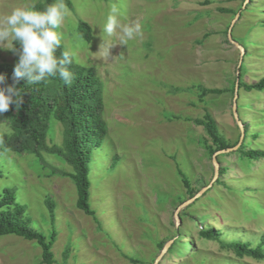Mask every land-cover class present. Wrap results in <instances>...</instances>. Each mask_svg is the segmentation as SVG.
Instances as JSON below:
<instances>
[{"label": "rangeland", "instance_id": "rangeland-1", "mask_svg": "<svg viewBox=\"0 0 264 264\" xmlns=\"http://www.w3.org/2000/svg\"><path fill=\"white\" fill-rule=\"evenodd\" d=\"M45 1L0 0V18L16 6ZM245 2L64 0L69 14L58 29L64 48L103 82L108 134L90 163V205L100 225L77 208L74 182L53 173L72 170L61 157L43 153L40 161L10 150L0 155V197L5 190L13 192L31 227L46 238L56 230L53 253L58 263L264 264V259L239 258L199 235L202 225H211L223 229L227 239H260L264 158L249 160L237 151L221 154L217 160L226 170H219L214 180L208 148L213 142L204 127L186 120L209 112L230 144L241 138L233 113L241 57L243 85L264 78V0ZM112 5L119 8L122 23L141 25L142 37L120 45L100 30ZM237 14L232 35L245 56L228 37ZM80 20L91 26L90 43L78 30ZM102 39L116 44L110 55L100 46ZM0 55L5 63L18 60L7 49L0 48ZM199 87L226 92L206 94L202 100ZM237 103L239 119L248 125L247 150H264V91L239 89ZM63 131L51 119L47 143L62 147ZM10 132L8 119L0 115V140ZM254 133L259 137H251ZM179 171L196 195L212 183L185 214L187 206L178 209L189 194ZM48 200L55 203L53 212ZM171 240L177 243L161 256L158 242ZM41 252L34 241L0 237V264H41Z\"/></svg>", "mask_w": 264, "mask_h": 264}, {"label": "trees", "instance_id": "trees-1", "mask_svg": "<svg viewBox=\"0 0 264 264\" xmlns=\"http://www.w3.org/2000/svg\"><path fill=\"white\" fill-rule=\"evenodd\" d=\"M52 2L53 0H46L45 3L36 7L42 10ZM66 3L71 6L68 1ZM78 30L82 38L90 43L92 40L91 26L80 20ZM64 50L62 43V46L57 49V55H60ZM244 52L245 56L246 50ZM242 68L241 66L239 89L247 92L264 91V78L251 84H242ZM13 70L14 64L2 62L0 55V74L6 75V83L9 85L13 83ZM70 70L75 77L70 86L66 85L58 76L48 77L35 85H28L26 80L22 79L16 85L20 91L22 103L17 107L11 105L9 110L2 115L8 119L11 132L0 140V155L4 150H10L17 154H33L40 161H43V153L61 157L72 170L68 172L54 170L53 173L68 177L74 182L78 195L77 208L87 216L92 217L100 225L97 213L90 205V163L95 150L101 146L108 134L107 123L104 118L103 82L94 69L81 66L75 61L70 66ZM201 88L199 87V89ZM225 92L226 90L221 89L202 88L200 99L203 100L206 94L221 95ZM239 109L240 106H238ZM51 119L63 126L62 147L47 143ZM186 120L204 127L213 142L212 145L208 146L212 155L218 151L235 147L240 142L239 139L230 144L220 133L215 119L209 112H206L202 118H187ZM248 134V125L244 124V140L237 152L249 160L263 159L264 150H247ZM259 135V133H254L251 134V137L256 139ZM220 170V173H223L226 168ZM179 173L189 194V200L196 196V193L192 191L190 180L181 171ZM184 202L186 200L182 201V203ZM46 204L53 212L55 203L48 200ZM191 207L192 205H188L183 210V214L187 213ZM222 230L214 229L211 225L208 227L202 225L199 235L203 239L219 242L223 249L233 250L239 258L264 259V232L259 240L244 242L236 236L231 239L225 238ZM6 235H15L27 241L36 242L42 251L41 264H60L56 261L53 253V247L57 240L56 230L53 229L51 235L46 238L43 233L32 228L31 219L26 216L25 206L17 203L14 193L8 190H5L0 197V237ZM166 243V241H160L158 247L163 250ZM176 243L174 241L173 246ZM173 246L169 251L172 250Z\"/></svg>", "mask_w": 264, "mask_h": 264}, {"label": "clouds", "instance_id": "clouds-1", "mask_svg": "<svg viewBox=\"0 0 264 264\" xmlns=\"http://www.w3.org/2000/svg\"><path fill=\"white\" fill-rule=\"evenodd\" d=\"M69 14L64 0H53L42 10L34 4L16 6L0 18V48L12 51L18 56L14 64L13 83L7 84L5 74H0V115L11 105H20L22 97L16 85L23 79L26 84L35 85L48 77H59L66 85L75 79L70 66L76 58L75 52L64 50L57 55L62 46V34L58 29ZM121 13L116 5L110 6L103 24V33L109 38L119 40L120 45L142 37L138 22L122 23ZM116 44L102 39L100 46L106 54Z\"/></svg>", "mask_w": 264, "mask_h": 264}, {"label": "water", "instance_id": "water-1", "mask_svg": "<svg viewBox=\"0 0 264 264\" xmlns=\"http://www.w3.org/2000/svg\"><path fill=\"white\" fill-rule=\"evenodd\" d=\"M249 2V0H246L245 2V5ZM240 14H237L235 16V19L232 21V24L229 28V32H228V37H229V40L231 42H233L238 48H240V50H242L244 52V48L242 46H240L234 39H233V35H232V28L236 22V20L239 18ZM241 63H242V57H241V61H240V66L238 67V70H237V82H236V88H235V96H234V103H233V113H234V116L237 120V123H238V126L240 127L241 131H242V135H241V138H240V142L237 146L235 147H232V148H229V149H225V150H221V151H218L216 152L214 155H213V164H214V169H215V176H214V180H216L218 174H219V170H220V166H219V163H218V160H217V157L221 154H224V153H228V152H233V151H237L240 146L242 145L243 143V140H244V126L242 124V122L240 121L239 119V115H238V103H237V99H238V92H239V85H240V67H241ZM213 180V181H214ZM212 186V183L205 187L204 189H202L196 196H194L193 198H191L190 200L184 202L181 207L178 209V211L181 209V208H185L186 206H188L189 204H191L193 201H195L197 198H199L200 196H202L204 194V192H206L210 187ZM173 243V240L167 242L162 250V253H161V256H163L164 254L167 253V251L169 250V247L172 245Z\"/></svg>", "mask_w": 264, "mask_h": 264}]
</instances>
